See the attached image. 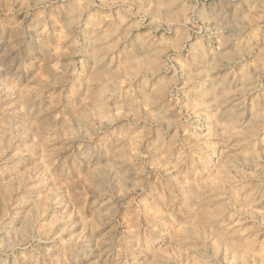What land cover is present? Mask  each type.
<instances>
[{"label":"clouds","instance_id":"obj_1","mask_svg":"<svg viewBox=\"0 0 264 264\" xmlns=\"http://www.w3.org/2000/svg\"><path fill=\"white\" fill-rule=\"evenodd\" d=\"M258 36L264 0H0V264H264ZM220 168L250 190L200 222Z\"/></svg>","mask_w":264,"mask_h":264},{"label":"rangeland","instance_id":"obj_2","mask_svg":"<svg viewBox=\"0 0 264 264\" xmlns=\"http://www.w3.org/2000/svg\"><path fill=\"white\" fill-rule=\"evenodd\" d=\"M82 2H88V0H82ZM66 5L71 3V0H65ZM109 22H111V18L109 19ZM258 40L264 41V37H259ZM264 46V44H262ZM8 85L5 83L3 85H0V93H3ZM58 98V99H57ZM16 100L19 99V97H15ZM11 101H8L6 103H9ZM41 102L47 105H52L54 108L57 109V118L58 120L61 119V113L59 111L60 108H66L68 105V101L65 99L63 94H59L56 92H50L45 91L44 95L41 97ZM2 114V113H0ZM17 119V117H14L11 115V110H9V115L5 117V121ZM4 136V127L3 124H0V138ZM20 141H16L13 143L9 150L8 154L10 155L12 151H15L17 149V146L20 145ZM134 143V141H133ZM54 147H58L57 144H53ZM5 150V145L3 142H0V152H3ZM29 166V159L25 158L24 160L19 161L16 165V170L23 172V170ZM6 176L4 179H0V184H3L6 180ZM53 181L51 180H45L41 183L40 189H37L35 191L41 192V194H44L45 189L48 187H51ZM198 183H200L203 195L205 197V202L202 205V207L196 209V219H198L200 222H206L209 220H213L216 216H218L219 213V203L222 201L229 193L230 190H239L240 188H245V190H250V186L243 185L239 183V177L236 175V173L233 171L231 174H229L228 171L225 170V168H220L218 170L217 174H214L212 177H202ZM173 191L176 192L177 196L180 195V192L178 189L173 187ZM30 195V193H29ZM56 195H60V193H57ZM215 197V199H213ZM18 198L17 196L13 197V200ZM239 207V205H237ZM86 211V209H85ZM183 226L181 225V229ZM189 248L185 251V259L190 258L191 264H225V246L223 243H220L217 248H213L212 242L208 241L206 245L203 246V251H198L197 249L200 248V245L198 244H192L191 241H189ZM230 257V253L228 254Z\"/></svg>","mask_w":264,"mask_h":264}]
</instances>
